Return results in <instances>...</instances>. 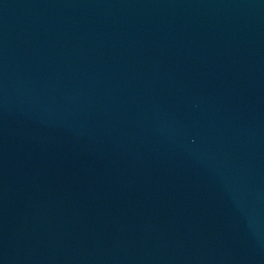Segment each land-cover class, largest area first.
Listing matches in <instances>:
<instances>
[{"label":"water","instance_id":"1","mask_svg":"<svg viewBox=\"0 0 264 264\" xmlns=\"http://www.w3.org/2000/svg\"><path fill=\"white\" fill-rule=\"evenodd\" d=\"M0 264H264V0H0Z\"/></svg>","mask_w":264,"mask_h":264}]
</instances>
